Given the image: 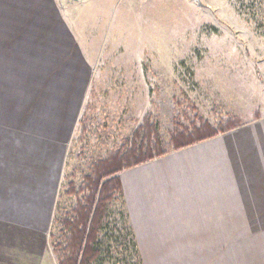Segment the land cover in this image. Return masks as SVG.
Segmentation results:
<instances>
[{"label": "crops", "instance_id": "1", "mask_svg": "<svg viewBox=\"0 0 264 264\" xmlns=\"http://www.w3.org/2000/svg\"><path fill=\"white\" fill-rule=\"evenodd\" d=\"M48 3L0 0V264H57L50 231L90 90L94 64ZM119 176L144 264H264V239L230 235L264 227V112Z\"/></svg>", "mask_w": 264, "mask_h": 264}, {"label": "rangeland", "instance_id": "2", "mask_svg": "<svg viewBox=\"0 0 264 264\" xmlns=\"http://www.w3.org/2000/svg\"><path fill=\"white\" fill-rule=\"evenodd\" d=\"M54 3L51 12L49 3L40 12L62 15L94 67L87 70L86 108L65 158L57 221L50 231L53 244L61 234V219L75 204V197L65 193L68 183L80 184L90 163L119 148L147 116L168 142L176 125H216L232 117L246 123L264 112V0ZM53 22L54 27L64 24L60 16ZM32 70H41L40 65ZM255 214L264 225V211ZM230 232L264 239V227ZM148 249L155 252L157 246ZM114 257L121 260L123 254Z\"/></svg>", "mask_w": 264, "mask_h": 264}, {"label": "trees", "instance_id": "3", "mask_svg": "<svg viewBox=\"0 0 264 264\" xmlns=\"http://www.w3.org/2000/svg\"><path fill=\"white\" fill-rule=\"evenodd\" d=\"M242 124L240 118L232 117L216 125L208 121L176 125L166 142L156 122L147 116L146 122L130 138H125L119 148L107 151L90 163L80 184L68 183L65 193L75 197V204L61 219L58 241L51 242L57 264H144L126 209L120 173ZM119 254H123L121 260L114 257Z\"/></svg>", "mask_w": 264, "mask_h": 264}, {"label": "water", "instance_id": "4", "mask_svg": "<svg viewBox=\"0 0 264 264\" xmlns=\"http://www.w3.org/2000/svg\"><path fill=\"white\" fill-rule=\"evenodd\" d=\"M197 1L199 2V4H202V3H201V0H197Z\"/></svg>", "mask_w": 264, "mask_h": 264}]
</instances>
